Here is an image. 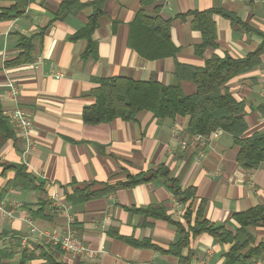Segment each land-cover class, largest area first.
Returning a JSON list of instances; mask_svg holds the SVG:
<instances>
[{
	"label": "crops",
	"instance_id": "1",
	"mask_svg": "<svg viewBox=\"0 0 264 264\" xmlns=\"http://www.w3.org/2000/svg\"><path fill=\"white\" fill-rule=\"evenodd\" d=\"M62 1L27 0L19 16L0 20V118L21 109L31 118L30 136L35 142L25 166L23 137L10 124L12 136L0 137V193L5 194L0 203L9 208L13 203L21 205L13 219L0 218V264H44L41 251L49 248V257L60 264H178L168 250L180 238L175 224L187 228L183 215L188 206L191 225L204 202L206 221L230 231L239 228L232 215L257 206L264 209V164L253 170L241 168L236 162L238 148L225 132L220 131L215 141L204 146L181 149L180 141L191 135L188 117L155 119L151 113L141 112L134 122L115 119L88 126L82 121L83 110L95 102L88 93L97 86L96 80L152 79L167 86L175 82V63L201 68L212 56L245 58L258 47L260 37L221 15L213 16L216 46L197 55L194 47L200 44L201 34L191 28V13L217 9L264 33V0H152L144 12L155 16L153 8H157L163 20L171 21L170 40L178 49L175 58L156 60H147L128 46L130 24L142 8L139 0L104 1L103 15L92 34L96 60L82 58L85 39H72L94 12L90 4L95 0H78L83 4L81 10L64 15ZM11 5L0 0V13ZM20 37L31 39V62L7 67L6 62L20 52ZM263 69L264 55L258 66L228 82L234 99L244 105L245 137L264 135ZM10 81L18 90L14 100L9 96ZM180 85L184 95L195 92L188 80ZM200 151L203 154L198 159ZM160 166L168 170V178L179 181L181 190L193 188V199L180 203L159 176L132 187L119 186L130 177L154 173ZM5 167L10 168L4 171ZM18 171L33 177L34 188L8 186ZM102 190L107 192L89 199L76 194ZM53 193L66 211L51 201ZM151 207L169 221L134 211ZM27 219L39 230L64 233L71 229L77 245L98 251L97 257H73L41 243L30 233ZM248 230L254 246L264 242V227ZM24 238H28L27 246L22 245ZM123 239L149 246L135 247ZM230 248L202 233L189 237L182 256H188L190 264H222ZM24 249L39 256L22 261ZM251 264H264V255Z\"/></svg>",
	"mask_w": 264,
	"mask_h": 264
},
{
	"label": "trees",
	"instance_id": "2",
	"mask_svg": "<svg viewBox=\"0 0 264 264\" xmlns=\"http://www.w3.org/2000/svg\"><path fill=\"white\" fill-rule=\"evenodd\" d=\"M12 2V5L0 13V20L19 16L27 6V0H5ZM105 0H95L90 5L93 13L89 17L85 27L78 31L72 39H85L87 41L86 51L82 58L97 59L96 44L92 39L93 32L99 26V20L103 15V3ZM141 9L136 13L130 24L128 46L147 60L163 58H175L178 49L171 43L169 28L170 20H163L158 15V9L153 8L155 16H149L144 8L152 5V0H139ZM83 4L78 0H63L61 3V14L77 13ZM214 15H221L228 19L231 24L238 25L249 33L260 37L261 42L255 51L249 53L243 59H232L229 56L219 58L212 56L205 61L201 68L181 65L175 63L174 78L172 85H161L150 79L147 81H135L126 77H112L96 80L97 86L92 88L88 95L95 99L92 106L85 108L82 112V121L85 125L94 126L102 123H110L115 119L124 122H134L141 112L151 113L155 119H174L176 117H188L187 131L189 134L208 135L219 130L232 136L234 145L238 148L236 155L237 164L245 170H253L264 164V135L254 134L245 137L247 125L244 119V105L232 96L228 82L241 74L249 72L260 64V57L264 55V33L253 30L240 22L234 15L217 9H210L203 12H192L191 28L199 31L201 42L194 47L197 55L207 48L216 46V27L213 21ZM182 17V16H179ZM18 55L6 62L7 67L19 66L31 62L30 50L31 39L20 37L18 44ZM188 80L195 85V92L192 95H184L181 89V81ZM0 137L9 138L12 136L11 127L7 118H0ZM10 167H5L4 171ZM161 177L168 184V189L180 203L185 204L193 199L195 191L193 188L181 190L179 181L168 178V170L162 166L154 173L139 174L130 177L121 187H132L134 185L150 181L155 177ZM34 179L25 171H18L9 187L21 189H32ZM39 188V187H37ZM107 191L80 192L82 199L100 196ZM0 193V201L4 197ZM204 202H201L195 212L193 224L191 225L192 210L188 206L183 218L186 222L185 229L181 224L176 223L179 240L170 246L168 253L178 259V264H190V258L182 256V250L188 246L189 237H196L202 233L212 236L220 244H230V250L224 254L222 264H251L264 255V242L254 246V238L249 228L264 227V209L260 206L247 211L236 213L232 218L237 222L239 228L236 231L224 229L222 226L210 225L203 214ZM145 215H153L169 221L161 211L151 208L134 210ZM135 247H148L144 242H136L132 239H123ZM56 248V247H55ZM40 256L46 261L44 264H60L49 257L50 248ZM39 255L34 250L24 249L22 261L32 260Z\"/></svg>",
	"mask_w": 264,
	"mask_h": 264
},
{
	"label": "built area",
	"instance_id": "3",
	"mask_svg": "<svg viewBox=\"0 0 264 264\" xmlns=\"http://www.w3.org/2000/svg\"><path fill=\"white\" fill-rule=\"evenodd\" d=\"M9 88V96L11 99H15L18 93L17 87L14 85L12 81L8 82L7 84ZM260 97H261V110H262V117L264 119V69H263V76L261 79V88H260ZM7 120L9 124L13 128V130L18 133L24 139V150L22 152L23 162L25 166H28V162L26 161L27 155L30 154L31 150L35 146V142L30 136V131L32 127L31 118L23 112L21 109H14L11 111L7 116ZM219 130L213 131L208 135H201V134H191L190 137L184 138L180 141V148L186 149L190 146L201 145L204 146L207 143H211L215 141L219 137ZM202 152L198 153L197 158L199 159L202 156ZM51 201L60 207L63 211H66V207L60 201L57 194L53 193L51 195ZM19 203H13L12 206L9 208L4 202L0 203V218L1 219H13L15 210L20 207ZM70 218H68V223ZM28 227L30 228V233H34L37 235V239L44 243L45 245H51L54 247L59 248L60 250L69 253L73 257H83L84 259H95L98 255V251L89 249L82 245H77V241L74 237V233L71 229L67 228L64 233H57L51 232L47 230H39L37 229L31 219L26 220ZM28 238H24L22 240V245L27 246Z\"/></svg>",
	"mask_w": 264,
	"mask_h": 264
}]
</instances>
